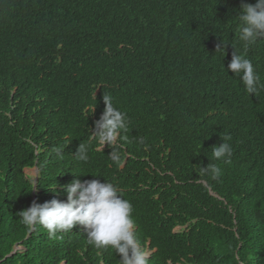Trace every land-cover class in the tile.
Wrapping results in <instances>:
<instances>
[{
    "label": "trees",
    "instance_id": "obj_1",
    "mask_svg": "<svg viewBox=\"0 0 264 264\" xmlns=\"http://www.w3.org/2000/svg\"><path fill=\"white\" fill-rule=\"evenodd\" d=\"M255 2L0 0V264H119L81 226L50 238L20 222L75 178L131 202L149 264H264V91L226 70L236 51L264 82V38L246 53L239 40ZM103 94L129 122L118 164L90 135ZM226 136L230 163L211 152ZM208 163L219 181L196 165Z\"/></svg>",
    "mask_w": 264,
    "mask_h": 264
},
{
    "label": "clouds",
    "instance_id": "obj_2",
    "mask_svg": "<svg viewBox=\"0 0 264 264\" xmlns=\"http://www.w3.org/2000/svg\"><path fill=\"white\" fill-rule=\"evenodd\" d=\"M238 15L239 40L244 43L246 53L249 46L264 38V0H256L255 4L242 3ZM222 43L224 46L218 45L216 51L222 50L225 56L228 44L224 41ZM226 70L240 78L247 94L258 97L264 91V82L246 55L234 51ZM103 102L104 111L94 121L90 135L97 142L99 150L103 151L106 145L111 149L108 155L118 164L121 156L116 150L117 141L122 132L128 131L127 113L113 106L110 95L103 94ZM221 139L222 143L211 149L212 156L216 160L230 163L233 152L231 145L226 142L230 137ZM74 157L87 162L88 148L80 144ZM196 165L201 174L219 181L222 169L218 165ZM55 187L51 190L55 191ZM64 192L66 200L53 198L43 204L34 201L31 206L18 213L20 222L29 230L36 226L42 227L50 238L81 226L88 244L96 249H114L115 254L120 257L119 264H149L151 253L139 241L136 221L132 215L133 205L120 194L113 183L100 179L75 178L64 186Z\"/></svg>",
    "mask_w": 264,
    "mask_h": 264
},
{
    "label": "rangeland",
    "instance_id": "obj_3",
    "mask_svg": "<svg viewBox=\"0 0 264 264\" xmlns=\"http://www.w3.org/2000/svg\"><path fill=\"white\" fill-rule=\"evenodd\" d=\"M25 173L31 177L32 179L36 180V177H37V170L36 169H26L25 170ZM182 230L181 228H176L175 231H180Z\"/></svg>",
    "mask_w": 264,
    "mask_h": 264
},
{
    "label": "water",
    "instance_id": "obj_4",
    "mask_svg": "<svg viewBox=\"0 0 264 264\" xmlns=\"http://www.w3.org/2000/svg\"><path fill=\"white\" fill-rule=\"evenodd\" d=\"M36 181V180H35Z\"/></svg>",
    "mask_w": 264,
    "mask_h": 264
}]
</instances>
